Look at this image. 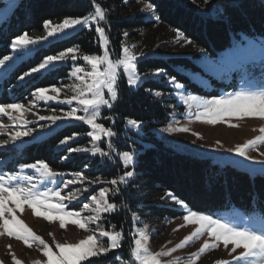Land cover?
I'll return each mask as SVG.
<instances>
[{
  "label": "snow or ice",
  "instance_id": "6c2138e0",
  "mask_svg": "<svg viewBox=\"0 0 264 264\" xmlns=\"http://www.w3.org/2000/svg\"><path fill=\"white\" fill-rule=\"evenodd\" d=\"M122 2L125 5L129 4V0H122ZM209 2L210 0H204L205 4ZM91 7L92 11L88 15L65 17L61 22L55 24L51 20H45L43 29L46 34L43 36L33 38L28 32L17 35L10 42L12 51L18 54L15 59L12 55L0 57V70H3L0 72V76H8L12 73L18 60L31 55L32 46L38 45L42 41H48L50 37L63 39L70 36L73 30L84 28L91 30L94 26L97 40L102 45V54H84L78 47H68L57 54L47 55L38 65L30 67L16 77L18 81L25 82L26 78H32L36 74L41 76L51 74L67 61L82 60L88 66V70L82 66L72 68L70 75L74 78V82L68 85L66 90L53 85L37 87L31 93L35 100L56 101L58 104L70 106L62 114H57L56 110H52L51 115L38 116L39 121L48 122V128L53 125L60 127L61 125L57 122H67L68 124L81 122L88 126L89 130L83 135L91 138V148L69 146L70 142L82 135L79 132H71L60 140V147L69 146L65 148L69 155L62 157L65 161L69 160L72 153L89 152L94 156L99 154L102 158L112 159V153L115 152L112 138L117 136V132L99 121L102 109H112L118 102V81L121 76L125 78L130 88L142 87L147 80L154 77L168 76L163 68L141 73L138 70V62L147 57L143 52H140L139 55L136 54L134 51L136 45L129 46L127 43H123L120 52L114 57L109 48L110 39L106 27L101 25L102 21L107 20L108 9L99 0H91ZM141 11L150 13L149 19L156 22L161 20L160 15L157 14L156 5L150 2L146 3ZM222 13L223 10H221ZM174 32L177 38L184 40L185 43H194L179 29H174ZM123 36L128 38L129 33L124 31ZM241 43L246 48L256 46L252 41H241ZM259 49L261 74L258 82L246 79L245 87L226 93L219 98L203 99L194 95L180 96L183 104L187 105L189 109L195 107L194 117L197 121L208 125L227 123L230 128L239 127L238 124L231 122L233 119L240 121L245 118H254L264 121V40L259 42ZM199 51L203 53L205 49L200 48ZM255 66V61L250 60L247 65L241 64L232 71H241L250 78L253 76ZM167 82L176 90L185 87L174 77H169ZM62 91H66L63 99L60 98ZM147 91L155 97L163 95L160 91L152 92V89H147ZM50 92L52 95H49ZM177 94L179 95V93ZM31 107H35V101ZM30 110L21 103H0V115L7 116L12 121L11 127L0 123V135L7 134L6 139L0 140V149L17 152L24 144L28 143L24 138L32 137L35 131V128L28 127L34 122L25 118V114ZM12 113H19V116H14ZM104 118L115 123L113 116ZM127 126L139 131L142 128V121L128 119ZM41 127L43 128L45 125H41ZM164 131L184 133L189 132L190 129L187 126H170ZM258 131L260 135L255 139L248 140L246 143L236 145L226 151L246 161L253 160L249 155L250 151H258L259 147L264 145V126L260 127ZM193 135L202 138L197 133H193ZM34 139H39V137H34ZM102 140L107 144L108 151L100 146L99 142ZM217 145L223 147L219 141H217ZM260 155L264 157V152H261ZM119 159L122 160L125 169L134 165V154L131 151L122 152ZM253 162L260 163L264 170V160H253ZM28 170L35 173V176L26 174ZM66 175H71L72 178L65 179ZM135 175L134 170H127L119 177L108 181H101L98 177L89 179L82 171L71 174L57 171L45 160L21 164L19 171L16 172H0V237L22 241L29 249L35 246L43 258L34 260L32 264H82L93 257H107L110 252L122 247L121 241L124 240L125 234L122 229L106 230L103 225V221L107 219L105 214H113L118 212L121 207H128L127 204L120 205L118 202L110 200L109 194L111 193L112 196L120 194L122 191L120 185H127ZM85 183L89 186L107 183L112 187H102L98 194H90L87 197L88 202L81 201L80 210H70L69 204L76 201L89 189L85 187L67 192L65 189H70L71 185ZM49 184L56 185V187H50ZM166 198L184 209L182 219L185 224L180 227L196 225L195 229L175 246L168 248L165 245L161 250L154 251L150 245L151 237L147 226L136 228L129 233L132 239L128 244L127 258H124L123 253H117L110 260L104 261L103 264H112L113 261H120L121 264H198L204 255L218 249L221 244L228 252L230 259L217 261L216 264H264V216L259 219L240 218L237 222H233L193 210L171 192L166 194ZM25 205L31 209L34 215L43 217L49 223L58 221L61 229H66L67 225L71 224L77 229L83 230L87 235L76 243H60L56 241L54 234L49 233L53 241L52 244H49L18 218L17 212H22ZM131 220L139 221L140 216L133 212ZM93 225L94 227H92ZM111 228L116 229V225L111 224ZM103 238H107V242ZM200 240H203V243L197 251L185 257L173 256L174 253ZM7 248L12 264H22L16 253L12 251L11 244L7 245ZM0 264L3 262L0 261ZM92 264H97V262L93 261Z\"/></svg>",
  "mask_w": 264,
  "mask_h": 264
},
{
  "label": "trees",
  "instance_id": "16d2710c",
  "mask_svg": "<svg viewBox=\"0 0 264 264\" xmlns=\"http://www.w3.org/2000/svg\"><path fill=\"white\" fill-rule=\"evenodd\" d=\"M108 9L106 31L109 35L111 50L118 54L123 43L135 40L136 48L140 47L137 37L148 32L156 23L145 19L139 13V3H152L157 7V14L161 20L159 24L168 32L175 33L179 29L184 35L194 41L198 49H205V53L212 59L230 48L234 41L246 36L260 42L264 40V2L262 0H214L203 5L192 0H129L123 4L122 0H99ZM221 6L223 13L212 15L213 5ZM92 11L91 0H20L12 11L11 16L0 26V57L11 54L10 42L17 35L28 32L35 37L41 34L43 22L51 20L59 23L65 17H80ZM129 37L125 38L123 32ZM68 47H78L84 54H102L101 43L97 40L94 28L82 29L69 38L52 43L46 48H38L28 59L18 63L8 76H2L0 82V103H24L37 87H61L68 82L72 67L70 64L61 65L51 74H36L20 82L16 78L32 66L38 65L47 55L57 54ZM192 50V48H191ZM193 51V50H192ZM136 52V51H135ZM152 52V51H151ZM145 50L146 59L138 62L141 73L151 72L163 68L168 76L147 80L142 87L130 88L124 77L119 84V99L110 115L114 117L115 128L122 134V126L128 119L142 121L146 141L149 146L138 156L134 167L135 177L127 184L114 202L120 205V210L111 216L112 222L118 230H127L131 226L133 212L143 213L151 208L150 214L162 213L163 217L177 218L182 215L174 209L151 206L146 207L144 196H159L171 192L183 200L193 210L204 214H216L227 210H238L247 214L264 215V176L252 177L246 172L231 166L221 167L213 164L209 159L198 158L181 154L166 147L157 140L154 129L166 126L175 104L172 97L173 89L165 82L169 77L183 84L189 91L202 96H218L219 91H207L202 84L193 81L190 74L203 72L195 61L188 56L165 57L164 49L154 51L150 56ZM139 55L138 53H136ZM194 57L198 58V55ZM212 84L226 86L223 82L211 79ZM236 86V85H235ZM160 91L161 97H155L147 91ZM169 96V97H168ZM57 111V107H53ZM41 112H47L40 110ZM110 127L109 122L104 123ZM88 131L83 125H66L60 127L38 141L22 146L19 151L1 150L0 158L13 156L18 163H31L36 160H45L55 170L65 172L82 171L84 173L102 175L111 180L119 177L123 166L116 165L108 158L102 162L100 158L86 155H70L65 161L62 157L69 155L67 147H59V142L71 132L82 135ZM85 141L74 143L79 147ZM118 150H129L127 144L118 141L115 145ZM143 148V146H140ZM15 154V155H14ZM128 170H131L129 168ZM126 243L123 251L127 252ZM99 263L101 260H95Z\"/></svg>",
  "mask_w": 264,
  "mask_h": 264
},
{
  "label": "rangeland",
  "instance_id": "374dc122",
  "mask_svg": "<svg viewBox=\"0 0 264 264\" xmlns=\"http://www.w3.org/2000/svg\"><path fill=\"white\" fill-rule=\"evenodd\" d=\"M20 0H0V26L9 19V17L12 14V11L16 7V5L19 3ZM194 2L202 3L203 5H207L204 3V0H192ZM214 0H210L209 3H212ZM229 2L236 1V0H227ZM264 2V0H262ZM144 3L138 4V11L139 13H143L145 16V19L147 20H153L149 19L150 13L141 11L144 8ZM212 15L221 14V6L219 5H213V7L210 9ZM156 25L152 27V29L148 32L142 33L140 36L137 37L138 41H141L140 47L135 48L134 51L136 53L144 52L145 50H149L150 56L154 54V51L157 49H164V55L165 57L168 56H188L192 58L195 63L200 66L203 69V72H196L191 73L190 76L193 79L194 82L198 84H202L204 88L207 91H219L218 96H202L195 94L191 91H189L186 87L181 90H176L174 87L168 83L172 89V97L175 99V104L171 106L172 112L170 114L169 122L166 126L157 127L154 129V134L157 140L161 141L166 147L171 148L172 150L179 152L184 155L188 156H194L198 158L203 159H209L212 161L213 164L219 165L221 167H227L231 166L237 170L243 171L251 175L252 177L256 175H262L264 176V170H262V166L260 163H254V161H260L264 160V157L260 155L261 152H264V145L259 147L258 151H250L249 155L253 158V160H244L243 158L236 157L233 153H229L226 151L227 149L234 148L236 145L244 144L248 140L255 139L258 135H260L258 129L262 126H264V121H260L258 119L254 118H245L244 120L237 121L233 119L231 122L238 124L239 127L230 128L228 127L227 123H219L216 125H208L205 123H202L200 121H197L194 117L195 107L192 109H189L187 105L183 104L182 100L180 99V96H188V95H194L199 96L203 99H212V98H219L220 96L238 91L242 87H245V80L246 79H252L253 82H258L261 74L260 70V62H261V53L259 49V42L253 38H249L246 36H241L240 39L233 42L232 46L228 48L227 50L221 52L217 58L212 59L210 58L205 52H200L199 49L194 46V44H187L182 39H178L176 36V33H170L168 32L164 27H162L159 22H156L153 20ZM55 24V23H54ZM102 26H106V21L101 22ZM94 28V26H93ZM79 29V26H78ZM88 29V28H84ZM79 30H73V34L77 33ZM45 30L38 34L37 36H43L45 35ZM35 36V37H37ZM70 36H66L63 39L69 38ZM34 38V37H33ZM59 38H49L48 41H42L40 44L32 46V52L31 55L38 49V48H46L50 46L52 43L63 40ZM241 41H252L256 46L252 48H246ZM129 46L135 45V40L126 41ZM102 46V45H101ZM109 48H111L109 44ZM192 48V50H191ZM111 50V49H110ZM112 51V50H111ZM113 56L115 57L114 51H112ZM14 59L18 55L17 53H14L11 49V54ZM31 55L24 56L23 59H20L16 62V65L20 63L21 61L28 59ZM195 55H198L199 57H194ZM250 60L255 61V68L253 69V76L252 77H246L244 73L241 71H232V69L237 68L241 64L247 65V62ZM70 64L73 68L74 66H82L85 67L86 70H88V66L86 63L82 60H77L75 62L73 61H67L66 63L62 65ZM3 70H0L2 72ZM72 71V70H71ZM71 73V72H70ZM123 76L118 81V84H120V81ZM219 80L220 82H223L226 86H217L212 84L211 79ZM3 77L0 76V82L2 81ZM74 82V78L71 77L65 84L61 85L65 90L67 89L68 85H71ZM236 85V86H235ZM138 88V87H137ZM132 88V89H137ZM179 93V95L177 94ZM66 94V91H62L60 93V98L63 99ZM49 95H52L50 92ZM107 95V93H106ZM169 97V96H168ZM35 101V107H31L32 103ZM24 104L26 108H30L31 110L25 114V118L28 120L33 121L34 123L29 124L28 127L35 128V131L33 133L32 137H25V141L28 143L38 141L40 138L45 137L46 133H51L52 131L64 127L66 125H83L81 122H76L74 124H68L67 122H57L60 124V127H57L53 125L51 128L47 127L48 122L47 121H39L38 116L40 115H51L52 114V108L57 107V114H62L63 111H67L69 109V105L64 104H58L56 101H43V100H35V98L31 95L30 98H27L25 100ZM116 105V104H115ZM114 105V107H115ZM102 109V115L101 120L99 122L105 123L109 122L110 127L113 128L114 131L117 132V136L113 137V143L115 152L112 153V161L115 162L116 165L121 164L123 166L122 160L119 159V156L124 152L125 150H118V147L115 145L118 141L122 142L123 144H127L130 149L127 151H131L134 154V165L129 166L131 170H134V167L137 165V159L140 153L144 152L146 148L149 146V144L144 141V138L146 137L145 131H144V125L142 124L141 130L132 129L129 126H127V121L122 126V134L119 133L114 123L112 121H109L105 119V116H111L110 112L114 109ZM44 110L47 112H41L40 110ZM14 116H19V113H12ZM0 123H3L8 126H12V121L8 119L7 116L0 115ZM41 125H45V127H41ZM86 129H88L87 125H83ZM183 127L187 126L190 131L189 132H167L164 131V129L168 127ZM89 130V129H88ZM193 133H197V135H193ZM34 137H39V139H34ZM7 134L0 135V140L6 139ZM85 141V143H82L79 147H88L91 148L92 141L90 137L87 136H79L75 141L70 142L69 146H72L76 142ZM217 141L220 142V144L223 145V147H218ZM19 143V142H18ZM26 143V144H28ZM100 146L105 150L108 151L107 144L102 140L99 142ZM25 146V144L23 145ZM67 146V147H69ZM140 146H143L141 148ZM60 147V146H59ZM66 147V146H65ZM4 150V149H0ZM5 151V150H4ZM74 155H86L92 158H100L102 162H105L107 158H102L97 155H92L89 153H72ZM70 154V155H72ZM15 155V154H14ZM22 163H18L16 159L13 158V156H7L6 158H0V172H16L19 171L20 165ZM128 168V169H129ZM128 169H125L123 166L122 173L124 171H127ZM58 171V170H57ZM64 173L71 174L70 171H65ZM26 174H31L35 176V173H33L31 170H28ZM85 175L89 179H96L97 177L101 181H108V179L103 178L102 175H95L85 173ZM119 175V176H120ZM65 179L72 178L71 175H66L64 177ZM50 187H56V185L49 184ZM87 187L89 189L88 192L83 193V195L79 196V198L69 204L70 210H80L81 208V201L88 202L87 197L90 194H98L99 190L102 187H112L111 185L107 183H97L89 186L87 183L81 185H71L70 189H65V192L72 190L75 191L77 189L85 188ZM121 189L127 187V185H120ZM64 194V193H62ZM166 194H161L159 196H148L145 195L143 198L145 200V204H143L146 207H151L154 205L161 206V207H167L174 209L178 212H182V215L184 214V209H182L180 206L174 204L173 201L166 198ZM119 195V194H118ZM117 196V195H116ZM116 196H112V194H109V198L112 201H115ZM151 208L146 210L147 215H151V217H145L142 215L143 213L136 212L137 215L140 216L139 221H132V224L130 227H128L127 230H123L125 236L124 240L121 241L122 247L120 249H115L112 252L108 254L107 257L101 256L99 258L93 257L90 258L87 262H82V264H92L93 261L100 259L101 261L97 264H103L104 261L110 260L111 257L116 255L117 253H123L124 258H127L128 256V250L127 252H124L123 249L129 242L131 241V236L129 233L136 229V228H143L147 226L149 235L151 237L150 239V245L154 251H159L161 248H164L165 245L168 248H171L175 246V244H178L185 236L189 235L196 227V225H186L184 227H180V225L185 224V221L182 219V215L177 218H169V217H163L162 213L157 214H150ZM117 213V212H116ZM113 214H105L107 217L106 220L103 221V225L106 230L114 231L118 230L112 229L111 224H114L111 220V216L115 215ZM214 218H221L225 220H231L233 222H237L240 218H254L259 219L264 215H259L256 213H244L238 210H227L222 211L216 214H211ZM18 218L23 221V223L30 228L33 232H35L37 235L41 236L45 241H47L49 244H52V237L49 235V233L54 234L56 241L60 243L69 242V243H76L80 239L85 238L87 233H85L83 230L77 229L74 225H67L66 229H61L59 227V222H53L49 223L48 221L44 220L43 217H38L34 215L30 208L27 207V205L24 206V209L22 212H17ZM132 216V215H131ZM94 227V225L92 226ZM178 229V230H177ZM105 242H107V238H103ZM204 239H207V237H204ZM171 241V243H168ZM203 240H200L191 246L180 250L173 254L174 257H185L189 255L192 252L197 251L200 246L202 245ZM11 244L12 251H14L17 255V258L22 261V264H32V262L36 259H42L41 253H39L35 246L31 249H29L27 246L23 244L22 241H17L12 238L8 237H0V261L3 262V264H12L11 256L8 251L7 245ZM231 245L229 246V248ZM55 250V249H54ZM230 257L228 255V252L223 248V245L213 251L208 252L206 255H204L200 261H198V264H216L217 261L220 260H229ZM112 264H121L120 261H113Z\"/></svg>",
  "mask_w": 264,
  "mask_h": 264
}]
</instances>
